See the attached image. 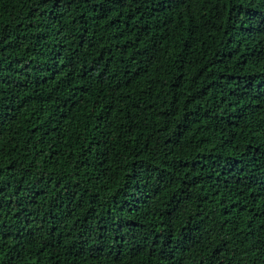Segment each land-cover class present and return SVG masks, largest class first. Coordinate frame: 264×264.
Masks as SVG:
<instances>
[{
    "label": "trees",
    "instance_id": "16d2710c",
    "mask_svg": "<svg viewBox=\"0 0 264 264\" xmlns=\"http://www.w3.org/2000/svg\"><path fill=\"white\" fill-rule=\"evenodd\" d=\"M0 264H264V0H0Z\"/></svg>",
    "mask_w": 264,
    "mask_h": 264
}]
</instances>
